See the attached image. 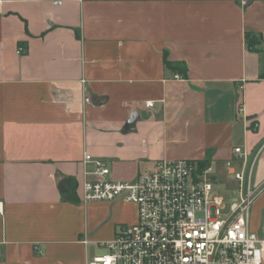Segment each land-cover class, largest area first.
Segmentation results:
<instances>
[{"label": "crops", "instance_id": "crops-1", "mask_svg": "<svg viewBox=\"0 0 264 264\" xmlns=\"http://www.w3.org/2000/svg\"><path fill=\"white\" fill-rule=\"evenodd\" d=\"M88 159L121 182L205 162L216 194L253 192L262 239L264 0H2L0 264H88L138 221L135 204L81 200Z\"/></svg>", "mask_w": 264, "mask_h": 264}, {"label": "built area", "instance_id": "built-area-1", "mask_svg": "<svg viewBox=\"0 0 264 264\" xmlns=\"http://www.w3.org/2000/svg\"><path fill=\"white\" fill-rule=\"evenodd\" d=\"M17 53L27 51L20 46ZM235 152L241 155L242 149ZM87 164L94 170L81 187L84 203L124 202L139 209L138 221L118 228L101 245L107 254L88 264H264V237L251 232L248 222L253 192L226 212L210 165L160 160L136 181L121 182L109 178L106 162L88 159Z\"/></svg>", "mask_w": 264, "mask_h": 264}, {"label": "rangeland", "instance_id": "rangeland-1", "mask_svg": "<svg viewBox=\"0 0 264 264\" xmlns=\"http://www.w3.org/2000/svg\"><path fill=\"white\" fill-rule=\"evenodd\" d=\"M218 194L223 195L225 197L226 206H227L226 212H228L231 204L238 201V197L235 194H230L228 191L220 190ZM89 254H90V257L92 258L91 260H93V258L96 256H103L107 254V250L104 247H98L96 245H92L89 248Z\"/></svg>", "mask_w": 264, "mask_h": 264}, {"label": "trees", "instance_id": "trees-1", "mask_svg": "<svg viewBox=\"0 0 264 264\" xmlns=\"http://www.w3.org/2000/svg\"><path fill=\"white\" fill-rule=\"evenodd\" d=\"M247 45L251 51H260V39L257 35L253 33H247ZM168 65L174 70L184 74L186 72V66L182 64L168 63ZM203 166L206 165L205 162L201 163Z\"/></svg>", "mask_w": 264, "mask_h": 264}, {"label": "water", "instance_id": "water-1", "mask_svg": "<svg viewBox=\"0 0 264 264\" xmlns=\"http://www.w3.org/2000/svg\"><path fill=\"white\" fill-rule=\"evenodd\" d=\"M138 117H139V114H138V113H134V114L132 115V117H131L130 122H129L130 125L133 124V123H135V122L137 121Z\"/></svg>", "mask_w": 264, "mask_h": 264}]
</instances>
